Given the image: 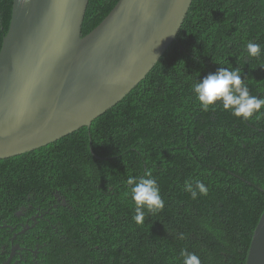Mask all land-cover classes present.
I'll return each mask as SVG.
<instances>
[{
    "label": "trees",
    "instance_id": "obj_1",
    "mask_svg": "<svg viewBox=\"0 0 264 264\" xmlns=\"http://www.w3.org/2000/svg\"><path fill=\"white\" fill-rule=\"evenodd\" d=\"M89 1L82 37L119 0ZM11 4L0 0V48ZM263 29L264 0H192L176 39L119 103L89 128L0 160V224L20 209H47L58 236L28 243L46 250L43 264H183L185 250L201 264H245L264 211V115L204 111L193 85L238 68L264 98V51H246L249 42L264 50ZM149 173L164 207L138 224L127 180ZM196 180L208 193L193 199L184 185Z\"/></svg>",
    "mask_w": 264,
    "mask_h": 264
},
{
    "label": "water",
    "instance_id": "obj_2",
    "mask_svg": "<svg viewBox=\"0 0 264 264\" xmlns=\"http://www.w3.org/2000/svg\"><path fill=\"white\" fill-rule=\"evenodd\" d=\"M88 1L12 0L0 48V160L89 128L151 71L192 3L119 0L82 37ZM245 264H264V211Z\"/></svg>",
    "mask_w": 264,
    "mask_h": 264
},
{
    "label": "clouds",
    "instance_id": "obj_3",
    "mask_svg": "<svg viewBox=\"0 0 264 264\" xmlns=\"http://www.w3.org/2000/svg\"><path fill=\"white\" fill-rule=\"evenodd\" d=\"M246 51L249 57L258 58L264 50L259 44L249 42L246 45ZM193 93L204 111L209 108L215 109L219 105L223 110L230 111L233 116L244 120H249L254 115L257 117L264 115V112H261L264 108V98H258L249 93V88L238 68L219 67L216 72L199 79L193 85ZM127 184L131 186L130 195L135 204L133 219L136 223L144 221L145 211L156 213L163 209L164 201L160 195L159 186L150 173L138 181L135 178H129ZM184 187L193 199L197 198L198 194L207 195L208 193L205 184L199 180L186 181ZM180 238H184L183 234ZM181 255L183 264H201L200 258L194 253L185 250Z\"/></svg>",
    "mask_w": 264,
    "mask_h": 264
},
{
    "label": "flooded vegetation",
    "instance_id": "obj_4",
    "mask_svg": "<svg viewBox=\"0 0 264 264\" xmlns=\"http://www.w3.org/2000/svg\"><path fill=\"white\" fill-rule=\"evenodd\" d=\"M56 202L61 206L66 204L58 196ZM39 207L20 209L13 214V218L0 224V264H43L46 250L28 243H31L30 239H52L58 233L52 230L53 222L48 218V210H40ZM34 232L41 234L33 236Z\"/></svg>",
    "mask_w": 264,
    "mask_h": 264
},
{
    "label": "bare ground",
    "instance_id": "obj_5",
    "mask_svg": "<svg viewBox=\"0 0 264 264\" xmlns=\"http://www.w3.org/2000/svg\"><path fill=\"white\" fill-rule=\"evenodd\" d=\"M89 2H90V1H89ZM1 8H2V7H1ZM184 23H185V22H184ZM185 30H186V29H185ZM263 30H264V29H263ZM257 34H258V33H257ZM253 39H254V38H253ZM255 39H256V38H255ZM261 47H262V46H261ZM128 99H129V98H128ZM130 105H131V104H130ZM134 105H135V104H134ZM149 107H150V106H149ZM133 108H134V107H133ZM147 109H148V108H147ZM132 116H134V115H132ZM129 119H130V118H129ZM143 119H144V118H143ZM133 121H134V120H133ZM137 121H138V120H137ZM141 121H142V120H141ZM144 121H145V120H144ZM139 122H140V121H139ZM215 125H216V124H215ZM239 135H240V134H239ZM243 203H244V202H243ZM254 208H255V207H254ZM254 208H253V209H254ZM246 209H247V208H246ZM243 211H244V210H243ZM253 212H254V211H253ZM245 213H246V212H245ZM245 213H244V214H245ZM247 213H248V212H247ZM251 213H252V212H251ZM234 214H235V213H234ZM238 216H239V215H238ZM216 217H217V216H216ZM243 217H244V215H243ZM211 218H212V217H211ZM217 218H218V217H217ZM237 218H238V217H237ZM213 219H215V218H213ZM219 219H220V217H219ZM230 219H231V218H230ZM211 220H212V219H211ZM215 220H216V219H215ZM226 220H227V219H226ZM253 220H254V219H253ZM230 221H231V220H230ZM235 221H236V220H235ZM232 222H233V221H232ZM250 222H252V220H251ZM253 223H254V222H253ZM235 225H236V224H235ZM245 226H247V225H245ZM203 228H204V227H203ZM203 228H202V229H203ZM224 228H225V227H224ZM215 229H216V228H215ZM218 229H219V228H218ZM218 229H217V230H218ZM221 229H222V228H221ZM204 230H205V228H204ZM217 230H216V231H217ZM228 230H229V229H228ZM244 231H245V230H244ZM201 232H202V230H201ZM247 232H248V231H247ZM203 233H204V232H203ZM203 233H202V234H203ZM238 234H239V233H238ZM243 234H244V233H243ZM251 234H252V233H251ZM205 236H206V235H205ZM246 237H247V236H246ZM230 244H231V243H230ZM232 245H233V244H232ZM206 246H207V245H206ZM221 248H222V247H221ZM210 249H211V248H210ZM222 250H223V249H222ZM225 250H226V249H225ZM213 251H215V250H213ZM219 251H220V250H219ZM205 252H206V251H205ZM224 252H225V251H224ZM216 253H217V252H216ZM228 253H229V252H228ZM230 253H231V252H230ZM211 254H212V253H211ZM220 254H221V253H220ZM228 255H229V254H228ZM217 257H218V256H217ZM245 257H246V256H245ZM10 260H11V259H10ZM242 263H243V262H242Z\"/></svg>",
    "mask_w": 264,
    "mask_h": 264
}]
</instances>
